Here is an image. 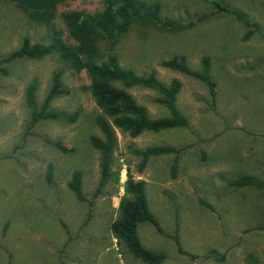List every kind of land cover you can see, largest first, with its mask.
<instances>
[{"label": "rangeland", "instance_id": "374dc122", "mask_svg": "<svg viewBox=\"0 0 264 264\" xmlns=\"http://www.w3.org/2000/svg\"><path fill=\"white\" fill-rule=\"evenodd\" d=\"M147 1H158L164 17L185 26L161 31L147 23L133 24L115 47L120 63L139 73L155 71L162 82L179 79L176 105L189 126L146 131L134 138L116 129L113 169L120 168L119 181H107L90 211L67 186L71 173L79 170L82 191L92 198L100 176L99 152L89 143L90 135L100 134L93 122L98 110L82 89L88 75H81L79 82L57 54L6 63L8 74H0V264H146L126 251L108 227L117 215L127 172L145 181L148 204L163 232L144 222L138 234L146 248L166 253L161 264H264V185H229L245 173L264 180V0H226L259 24L248 39L243 38L247 28L226 14L189 25L210 11L208 0ZM71 3L94 12L101 0ZM52 29L68 41L59 14L53 24L44 25L9 0H0V57L17 49L25 37L49 43ZM106 43L99 40L103 49ZM173 55H184L193 69L199 68L202 55L210 57L217 82L215 105L202 82L160 64ZM55 71H62L69 92L55 98L51 108L76 112V119H44L28 130L25 87L38 79L40 105ZM128 91L150 116L169 115L153 100L154 90ZM48 140L61 141L67 151ZM163 144L185 146L175 175L172 154L151 156L140 172L132 148ZM175 232L182 248L197 256L194 261L178 252L171 237ZM211 249L219 254H210Z\"/></svg>", "mask_w": 264, "mask_h": 264}, {"label": "trees", "instance_id": "16d2710c", "mask_svg": "<svg viewBox=\"0 0 264 264\" xmlns=\"http://www.w3.org/2000/svg\"><path fill=\"white\" fill-rule=\"evenodd\" d=\"M20 9L30 20L44 25L53 24L59 14L66 28L67 40L60 32L52 29L49 43H32L25 37L21 45L0 57V74L7 75L6 63L19 58L40 59L49 54H57L65 63L66 69L77 79L81 75H88V82L82 84V89L89 92L98 112L93 116V122L100 134L89 137L91 147L99 152L100 176L92 198H87L82 191V173L74 170L67 182L68 188L77 199L85 201L89 210L95 199L102 193L105 184L111 178L119 181L120 168L113 169V155L118 144L116 129L137 137L143 132H158L175 127H188V118L179 111L176 105L182 83L177 78L162 82L155 71L139 73L132 67L120 63L116 51L119 36L127 32L133 24L143 22L150 24L161 31H177L185 25L162 15L161 4L158 1L147 0H101V4L94 12H87L71 2L72 0H9ZM210 11L199 14L189 23L202 22L214 17L216 14H226L234 17L246 28L244 39H248L260 26L253 17L240 7L232 5L226 0H208ZM99 40H105L104 49ZM165 67L183 73L202 82L208 90L211 103L216 104L217 82L211 73V59L202 55L199 68L193 69L184 55H173L161 60ZM62 71H55L52 76V85L41 104L37 102L39 81L32 78L25 87L24 97L29 108V121L26 129L30 130L39 121L55 119L74 121L76 112H66L51 108L55 98L67 94L69 90L63 87ZM132 87H141L154 90L156 96L153 100L166 107L169 115L164 117L150 116L147 108L140 104L128 91ZM55 147L67 151L59 140H48ZM185 146L153 145L144 148L133 147L132 153L139 158L138 169L141 172L147 165L151 156L173 155L171 174L174 176L178 167L179 157ZM47 181L52 179V165L49 164L46 172ZM233 187L262 188L264 180L252 174H240L229 181ZM124 193L121 196L117 215L109 222V231L126 251L146 264H161L167 259L162 251H153L146 248L138 234V226L148 222L159 232H163L156 217L149 209L145 194V181L134 178L127 172L123 185ZM202 204H210L200 200ZM89 211V212H90ZM179 253L185 254L194 261L197 256L184 250L180 244L177 233L171 235ZM210 254H219L211 249ZM218 259H223L220 256ZM187 264H192L188 262Z\"/></svg>", "mask_w": 264, "mask_h": 264}, {"label": "crops", "instance_id": "0c3cea01", "mask_svg": "<svg viewBox=\"0 0 264 264\" xmlns=\"http://www.w3.org/2000/svg\"><path fill=\"white\" fill-rule=\"evenodd\" d=\"M148 199V198H147ZM149 203V202H148ZM148 205H150V204H148ZM149 208H150V206H149ZM152 208H150V210H151ZM151 212H153L152 210H151Z\"/></svg>", "mask_w": 264, "mask_h": 264}]
</instances>
